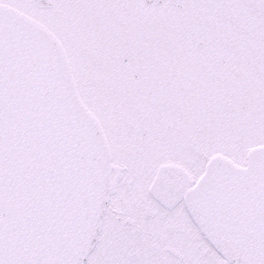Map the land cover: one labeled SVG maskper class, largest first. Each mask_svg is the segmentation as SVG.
Here are the masks:
<instances>
[{"label":"snow or ice","instance_id":"6c2138e0","mask_svg":"<svg viewBox=\"0 0 264 264\" xmlns=\"http://www.w3.org/2000/svg\"><path fill=\"white\" fill-rule=\"evenodd\" d=\"M0 264H264V0H0Z\"/></svg>","mask_w":264,"mask_h":264}]
</instances>
